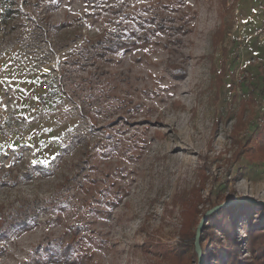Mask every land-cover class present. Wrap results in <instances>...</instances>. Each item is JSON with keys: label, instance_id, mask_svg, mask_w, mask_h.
Returning a JSON list of instances; mask_svg holds the SVG:
<instances>
[{"label": "rangeland", "instance_id": "374dc122", "mask_svg": "<svg viewBox=\"0 0 264 264\" xmlns=\"http://www.w3.org/2000/svg\"><path fill=\"white\" fill-rule=\"evenodd\" d=\"M47 2L0 0V206L27 219L0 238V264H33L76 229L77 264H196L192 244L179 262L165 250L229 201H242L230 230L250 261L248 229L264 233V0H182L180 49L110 58H88L86 42L178 1ZM216 231L202 264H230Z\"/></svg>", "mask_w": 264, "mask_h": 264}, {"label": "trees", "instance_id": "16d2710c", "mask_svg": "<svg viewBox=\"0 0 264 264\" xmlns=\"http://www.w3.org/2000/svg\"><path fill=\"white\" fill-rule=\"evenodd\" d=\"M177 1L178 4L172 8H169L170 6L161 3L159 8L151 12L149 16H142L138 19H134L132 24L123 25L120 30L115 29L114 31L96 38L93 41H87L85 47L83 48V53H87L88 58H90L89 56L93 58H110L121 49L128 50L136 47L149 46L151 44L162 45L168 52L173 53L176 49H180L183 45L184 35L188 34L191 29L190 22L192 15L188 10L181 7L180 2L182 0ZM52 2L53 0H48L47 5H51ZM224 3H227V0H224ZM166 8L169 10L168 13H166ZM8 9L5 18L12 15L11 10ZM173 13L178 16L174 17ZM20 20H23V17H20ZM47 20L48 18H45V22ZM175 22H178V24L175 25ZM46 25L47 28L53 27L48 22H46ZM162 32L167 34V38L163 42L155 40L154 35H158ZM168 68L176 77H184L186 75V69L180 64L171 63ZM89 89L91 90L92 88ZM157 134L161 135L160 132H157ZM262 138L264 139L263 136ZM250 149L251 148L249 147L246 148V150ZM261 153L264 155V149H262ZM216 206L217 205H214L211 209ZM231 209L232 207L228 206L209 215L207 222L203 226V231L199 239L200 245L205 244L206 247V243L211 241L212 235L215 237L218 236L216 231L217 226L225 233L226 241L225 243L221 242V245H225L227 250L232 249L229 256L230 264H264V233L261 230L248 229L249 238L247 240L246 248L249 249L251 253V260L245 261L240 259L239 252L235 248L234 238L232 237L230 230ZM204 215L205 213L203 216ZM194 222L198 223L194 225L196 227L194 230L192 229L193 226H190L188 223L184 224V230L181 234L182 242H180L177 247H171L165 250V255L173 257L174 262H179L182 256L181 253L184 252L189 244H192L195 250L194 256H196V264H199V254L196 250V234L199 222H196L195 216ZM26 223L27 219L23 216V214H18L15 219H9V215L6 214L4 209L0 206V238L7 235L14 226L19 227L25 225ZM81 242V233L79 232V229H76L73 231L71 242L68 243L67 246L45 248V254L38 253L33 260V264H48L57 259L62 260L67 264L80 263L85 257L84 253L77 251L78 254L75 255L72 251L81 248ZM222 250L226 251L224 248Z\"/></svg>", "mask_w": 264, "mask_h": 264}, {"label": "water", "instance_id": "95a60500", "mask_svg": "<svg viewBox=\"0 0 264 264\" xmlns=\"http://www.w3.org/2000/svg\"><path fill=\"white\" fill-rule=\"evenodd\" d=\"M242 201H229V202H226V203H223L219 206H216L214 209L212 210H209L205 215L204 217L202 218L199 226H198V229H197V234H196V248H197V252L199 254V264H202L201 262V252L199 251V239H200V236H201V233H202V228H203V225L204 223H206L207 221V218L209 217V215H211L213 212L221 209V208H225V207H228V206H231V205H234V204H238V203H241ZM243 202H251V203H255L253 202V200H244Z\"/></svg>", "mask_w": 264, "mask_h": 264}]
</instances>
